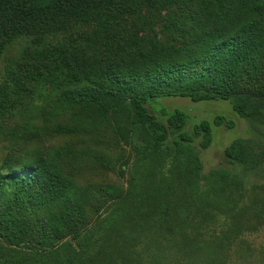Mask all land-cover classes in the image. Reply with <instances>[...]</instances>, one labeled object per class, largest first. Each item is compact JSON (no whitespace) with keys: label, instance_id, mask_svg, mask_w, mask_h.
Wrapping results in <instances>:
<instances>
[{"label":"trees","instance_id":"1","mask_svg":"<svg viewBox=\"0 0 264 264\" xmlns=\"http://www.w3.org/2000/svg\"><path fill=\"white\" fill-rule=\"evenodd\" d=\"M1 62L0 264H264V186L237 170L258 157L237 138L233 169L201 158L236 122L188 132L184 110L156 104L227 101L264 123V0H0ZM51 101L130 148L127 186L82 184L62 148L33 143L40 125L16 119Z\"/></svg>","mask_w":264,"mask_h":264},{"label":"rangeland","instance_id":"2","mask_svg":"<svg viewBox=\"0 0 264 264\" xmlns=\"http://www.w3.org/2000/svg\"><path fill=\"white\" fill-rule=\"evenodd\" d=\"M161 30L156 27V34L161 38ZM150 34L154 35L150 31ZM20 47L10 46L4 58L16 56ZM3 62L0 63L2 68ZM0 68V69H1ZM157 106L167 107L169 110L182 109L189 116L190 121L187 131L191 132L192 125L203 119L212 121L217 115H224L228 119L236 122L234 129L228 130L225 127L213 126L214 139L211 146L206 150H201V158L204 164V172L207 173L216 167H226L233 169L228 163L224 150L233 140L240 138L258 157L257 168L244 172L238 167V172L243 175L244 182L248 188L256 185L264 186V151L257 147L256 138L259 133L264 135V123L254 122L249 119L240 118L227 101H203L192 102L188 98H161ZM42 111H35L29 116L30 112L19 115L16 121L22 123L23 127L31 122L40 128L34 130L35 139L33 143L45 145L49 149L60 147L63 149L65 159L69 163V168L76 171L79 181L82 184H128L130 167L134 155L125 143L115 140L109 130V126L99 121L83 123V118L73 121L70 117L72 112L65 113L62 108L57 107L52 101L42 105ZM8 122L9 119H6ZM35 140V141H34ZM1 146V145H0ZM104 155L103 160L96 158L95 154ZM94 154V155H93ZM108 156L110 158H108ZM96 158V160H95ZM65 167V163H62ZM67 168V167H65ZM124 171V176L120 174ZM92 184V185H94ZM249 219L247 215L240 218L242 228H252L258 226L259 221ZM253 223V224H252ZM256 227L253 228V230ZM255 243L264 242V233L253 232ZM234 244L231 245L230 250ZM234 249V248H233Z\"/></svg>","mask_w":264,"mask_h":264}]
</instances>
